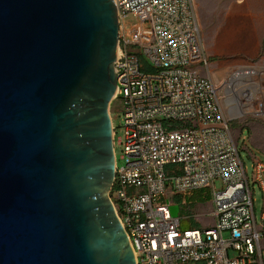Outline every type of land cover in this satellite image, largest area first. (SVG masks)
Wrapping results in <instances>:
<instances>
[{
    "label": "water",
    "instance_id": "1",
    "mask_svg": "<svg viewBox=\"0 0 264 264\" xmlns=\"http://www.w3.org/2000/svg\"><path fill=\"white\" fill-rule=\"evenodd\" d=\"M119 26L114 0H0V264H137L108 194Z\"/></svg>",
    "mask_w": 264,
    "mask_h": 264
},
{
    "label": "built area",
    "instance_id": "2",
    "mask_svg": "<svg viewBox=\"0 0 264 264\" xmlns=\"http://www.w3.org/2000/svg\"><path fill=\"white\" fill-rule=\"evenodd\" d=\"M114 1L120 26L113 101L124 114L119 142L126 164L116 162L108 194L137 264H263L264 208L258 226L250 178L221 87L209 75L192 0ZM255 74L264 79V71ZM117 127L113 121L114 147ZM253 183L264 193L259 159ZM206 186L213 189L215 223L198 226L188 199Z\"/></svg>",
    "mask_w": 264,
    "mask_h": 264
},
{
    "label": "rangeland",
    "instance_id": "3",
    "mask_svg": "<svg viewBox=\"0 0 264 264\" xmlns=\"http://www.w3.org/2000/svg\"><path fill=\"white\" fill-rule=\"evenodd\" d=\"M192 3L209 61V75L221 87L220 100L238 138L239 153L254 194L256 223L261 226L264 193L258 183H253V176L256 159L264 162V97H260V93H264V79L261 81L260 74L252 73L264 71V0H192ZM194 67L207 74L205 66ZM117 106L118 102L113 101L110 109L118 126L115 154L117 165L121 167L126 164L124 145L119 142L124 135L121 126L124 114ZM222 187V182L216 180V190ZM212 197V187L206 186L198 188L195 196L188 199L191 209L188 213L193 222L200 218L204 224H211L213 217L207 212L211 211ZM201 210L205 212L201 214ZM262 242L264 244V235Z\"/></svg>",
    "mask_w": 264,
    "mask_h": 264
},
{
    "label": "crops",
    "instance_id": "4",
    "mask_svg": "<svg viewBox=\"0 0 264 264\" xmlns=\"http://www.w3.org/2000/svg\"><path fill=\"white\" fill-rule=\"evenodd\" d=\"M194 196H195V193H194ZM193 196V197H194ZM192 197V198H193ZM209 204H210V206H211V211H212V207H213V205H212V200H210L209 201ZM211 211H208L207 213L209 214V213H211ZM205 211H203V210H201V214H203ZM201 215H199L198 217H200ZM195 225H198V226H206V225H210V224H204L201 220H200V218H195V222H193ZM203 223V224H202ZM215 223V221H214V219H213V221L211 222V224H214Z\"/></svg>",
    "mask_w": 264,
    "mask_h": 264
},
{
    "label": "bare ground",
    "instance_id": "5",
    "mask_svg": "<svg viewBox=\"0 0 264 264\" xmlns=\"http://www.w3.org/2000/svg\"><path fill=\"white\" fill-rule=\"evenodd\" d=\"M228 91H229V89H228ZM229 101H231V99H229Z\"/></svg>",
    "mask_w": 264,
    "mask_h": 264
}]
</instances>
